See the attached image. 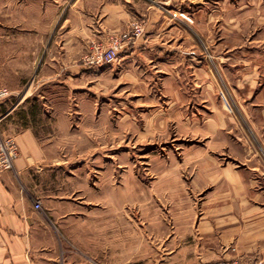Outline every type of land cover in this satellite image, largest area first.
Segmentation results:
<instances>
[{"label":"rangeland","instance_id":"rangeland-1","mask_svg":"<svg viewBox=\"0 0 264 264\" xmlns=\"http://www.w3.org/2000/svg\"><path fill=\"white\" fill-rule=\"evenodd\" d=\"M56 2L27 0L19 16L49 41L36 53L83 71L32 96L50 166L31 198L60 243L93 264H259L264 249H248L264 246V0ZM133 23L135 43L95 62ZM201 235L227 246L202 262L189 246Z\"/></svg>","mask_w":264,"mask_h":264},{"label":"crops","instance_id":"crops-1","mask_svg":"<svg viewBox=\"0 0 264 264\" xmlns=\"http://www.w3.org/2000/svg\"><path fill=\"white\" fill-rule=\"evenodd\" d=\"M26 1L11 0L8 14L0 0V86L11 94L0 104V136L14 139L20 152L14 169L0 172V264H93L77 248L60 243V226L52 225L42 203L41 210H35V199L31 198L37 178L50 166V153L44 144L48 128L45 103L32 96L55 85L77 84L83 71L77 65L68 69L64 55L51 59V54L35 52L34 46L49 41L25 35L29 21L20 20L19 13ZM40 1L49 7L50 0ZM61 2H56L59 7ZM138 46L132 55L140 52ZM240 231L242 237V226L234 228L233 234ZM222 233L226 238L227 229ZM208 238L201 235L189 245L191 252L201 254L202 262L218 252V247L227 246L224 239L212 244ZM257 247L248 250L264 249ZM258 262L264 264V257Z\"/></svg>","mask_w":264,"mask_h":264},{"label":"built area","instance_id":"built-area-1","mask_svg":"<svg viewBox=\"0 0 264 264\" xmlns=\"http://www.w3.org/2000/svg\"><path fill=\"white\" fill-rule=\"evenodd\" d=\"M142 26L139 23H133L129 26L127 31L122 32L111 39L109 47H98L96 49L97 63L112 64L114 63L120 53L133 45L135 41L141 36ZM9 92L5 88L0 87V104H2L8 97ZM19 148L14 139L0 136V172L14 169V163L19 158ZM34 208L37 211L41 210V202L34 201ZM224 264H251L248 261L241 259H234Z\"/></svg>","mask_w":264,"mask_h":264}]
</instances>
